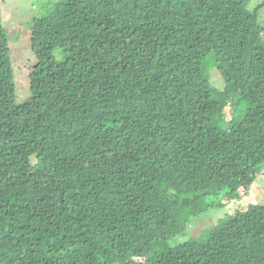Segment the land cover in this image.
<instances>
[{
	"label": "trees",
	"instance_id": "1",
	"mask_svg": "<svg viewBox=\"0 0 264 264\" xmlns=\"http://www.w3.org/2000/svg\"><path fill=\"white\" fill-rule=\"evenodd\" d=\"M250 1L57 0L22 102L0 21V264H264V201L239 207L264 175Z\"/></svg>",
	"mask_w": 264,
	"mask_h": 264
},
{
	"label": "rangeland",
	"instance_id": "2",
	"mask_svg": "<svg viewBox=\"0 0 264 264\" xmlns=\"http://www.w3.org/2000/svg\"><path fill=\"white\" fill-rule=\"evenodd\" d=\"M55 1L57 0H0V21L2 20L3 27L9 31L15 79L18 86V102L29 98L30 78L46 72L44 52L37 47L39 37L37 33H33L32 23L35 22V17L48 13ZM262 1L264 0H251L249 6L255 10ZM258 18L264 25V6L259 9ZM213 81L221 86L220 78L215 72ZM247 201L256 203L264 201V175L253 182L249 188V196L239 207L245 208ZM229 211L228 207L220 205L198 215L192 219L186 234L172 238L169 244L175 245L191 237L202 239L208 230L218 224Z\"/></svg>",
	"mask_w": 264,
	"mask_h": 264
}]
</instances>
